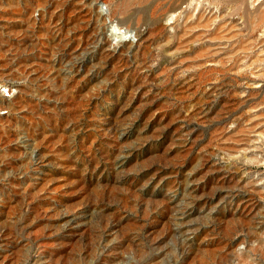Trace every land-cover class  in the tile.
I'll return each instance as SVG.
<instances>
[{
    "label": "rangeland",
    "instance_id": "374dc122",
    "mask_svg": "<svg viewBox=\"0 0 264 264\" xmlns=\"http://www.w3.org/2000/svg\"><path fill=\"white\" fill-rule=\"evenodd\" d=\"M1 82L0 264H264V0H0Z\"/></svg>",
    "mask_w": 264,
    "mask_h": 264
},
{
    "label": "bare ground",
    "instance_id": "6f19581e",
    "mask_svg": "<svg viewBox=\"0 0 264 264\" xmlns=\"http://www.w3.org/2000/svg\"><path fill=\"white\" fill-rule=\"evenodd\" d=\"M111 27H112V33L113 34H115L117 37H120L123 41H125V42H127V40L129 41L130 40V34H129V31L127 30H121V26L120 25H118L117 23H113V24H111ZM124 46V45H123ZM125 46H127L126 44H125ZM131 46H132V44H131ZM125 48V47H124ZM130 48V47H129ZM5 84V83H4ZM2 82L0 83V86H3L4 85ZM5 87H7L6 85H5ZM11 89V88H10ZM10 89H9V91H10ZM5 99H4V97L3 96H0V106L2 105V104H4L5 103ZM11 103V102H10Z\"/></svg>",
    "mask_w": 264,
    "mask_h": 264
}]
</instances>
